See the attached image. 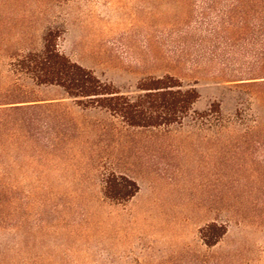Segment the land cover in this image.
I'll list each match as a JSON object with an SVG mask.
<instances>
[{
  "label": "rangeland",
  "instance_id": "1",
  "mask_svg": "<svg viewBox=\"0 0 264 264\" xmlns=\"http://www.w3.org/2000/svg\"><path fill=\"white\" fill-rule=\"evenodd\" d=\"M261 5L0 0V264H264ZM49 31L126 94L171 74L200 97L180 124L130 126L21 70ZM111 174L139 196L108 198Z\"/></svg>",
  "mask_w": 264,
  "mask_h": 264
},
{
  "label": "trees",
  "instance_id": "2",
  "mask_svg": "<svg viewBox=\"0 0 264 264\" xmlns=\"http://www.w3.org/2000/svg\"><path fill=\"white\" fill-rule=\"evenodd\" d=\"M261 2L258 9L248 13L249 16L257 17L259 23L246 28L249 31L256 30L260 47L259 62L263 70V76L258 82L264 86V0ZM20 67L37 84L59 85L70 98L80 104L106 109L130 126L161 127L180 124L200 97L196 88L186 87L179 78L171 74L144 78L139 81L135 95L126 94L113 83L102 80L94 70L61 53L52 31L45 35L43 52L28 53L21 59ZM214 109L213 111H220ZM254 123H259V127L251 126V130H264V114L257 116ZM105 183V195L119 202L131 199L140 190L138 183L126 176L111 174ZM220 237L221 235H216L213 239L206 240V243L214 245Z\"/></svg>",
  "mask_w": 264,
  "mask_h": 264
},
{
  "label": "crops",
  "instance_id": "3",
  "mask_svg": "<svg viewBox=\"0 0 264 264\" xmlns=\"http://www.w3.org/2000/svg\"><path fill=\"white\" fill-rule=\"evenodd\" d=\"M141 189V188H140ZM139 192H140V190H139ZM138 192V193H139ZM138 193L134 196V197H132V198H137L139 195H138ZM148 198H153L152 196H148Z\"/></svg>",
  "mask_w": 264,
  "mask_h": 264
}]
</instances>
